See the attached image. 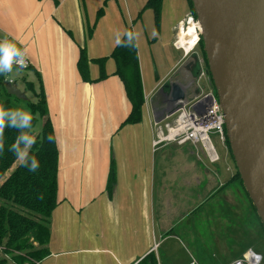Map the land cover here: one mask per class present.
<instances>
[{
  "label": "crops",
  "instance_id": "1",
  "mask_svg": "<svg viewBox=\"0 0 264 264\" xmlns=\"http://www.w3.org/2000/svg\"><path fill=\"white\" fill-rule=\"evenodd\" d=\"M145 2L0 0V40L26 52L27 69L36 77L29 82L42 84L58 149V204L43 264H137L150 252L158 264H197L192 253L200 257L203 242L181 222L184 210L196 214L201 208L251 219L235 224L231 245L215 234L220 256L214 264H233L249 250L264 256V232L234 178L227 145L220 143L212 162L200 145L163 138L180 119L170 102L172 83L186 102L214 88L200 48L184 54L173 46L177 25L190 13L188 1L162 0L157 26L150 8L137 20ZM127 26L139 33L144 102L137 123H124L131 104L113 74V59L105 61L102 80H96L95 62L87 82L77 69L81 47L89 59L108 56L115 33ZM27 82L16 86L26 93Z\"/></svg>",
  "mask_w": 264,
  "mask_h": 264
},
{
  "label": "trees",
  "instance_id": "2",
  "mask_svg": "<svg viewBox=\"0 0 264 264\" xmlns=\"http://www.w3.org/2000/svg\"><path fill=\"white\" fill-rule=\"evenodd\" d=\"M187 1L190 12L196 18L191 0ZM161 4L162 0H146L137 15V20L141 18L143 9L150 8L157 26L160 20ZM98 13H102L101 9ZM126 29L133 31L131 26H127ZM198 46L206 65L201 39ZM108 57L115 63L113 74L121 80L126 97L131 104V110L124 123H137L141 119L144 102L137 47L115 44L108 56L94 59H89L85 49L81 47L77 60L81 79L86 82L90 80V62L99 65L100 72L96 80L106 78L104 63ZM207 75L212 84L208 72ZM3 80L4 74H0V105L5 109H14L10 96L18 98L6 92ZM26 88L35 97V101L29 103V108L33 116L32 135L35 136L36 142L32 145L29 155L36 156L39 168L35 172H30L27 167L20 164L15 153L9 150L19 133L14 128L6 127L4 147L0 150V249L7 257H0V264H43V260L49 254L50 217L58 204L56 189L58 149L55 137L52 142L47 139L49 135L54 136V131L46 111L42 84L39 81L35 86L32 82H27ZM38 119L41 120L42 126L39 131H35ZM225 142L228 147L226 138ZM234 178L240 180L237 171ZM261 227L264 232L262 224ZM137 264L158 263L155 254L150 252Z\"/></svg>",
  "mask_w": 264,
  "mask_h": 264
},
{
  "label": "water",
  "instance_id": "3",
  "mask_svg": "<svg viewBox=\"0 0 264 264\" xmlns=\"http://www.w3.org/2000/svg\"><path fill=\"white\" fill-rule=\"evenodd\" d=\"M228 150L264 227V0H191ZM6 92L27 99L16 84ZM175 110L188 103L172 83Z\"/></svg>",
  "mask_w": 264,
  "mask_h": 264
},
{
  "label": "built area",
  "instance_id": "4",
  "mask_svg": "<svg viewBox=\"0 0 264 264\" xmlns=\"http://www.w3.org/2000/svg\"><path fill=\"white\" fill-rule=\"evenodd\" d=\"M190 23L196 27V30L194 29L196 38L192 37L194 43L186 49L185 45H188L187 42L189 40L184 39L183 41L182 32L184 29H188V24ZM199 33L200 26L194 15L190 12L177 25L173 46L180 49L184 54H187L198 47L200 40ZM185 41L186 43H183ZM21 51L25 53V60L27 64V67L23 69H27L30 62L27 58L26 52L23 49H21ZM13 66L18 67L15 64ZM9 82H12V80H9ZM176 112L179 114L180 119L176 120V126L170 127L163 138L178 143L188 141L194 145H200L210 161H217L219 159V155L212 142L211 135H215L218 140L224 144L225 130L224 115L214 91L208 90L203 92L193 98L189 104L179 107ZM157 142H159V139ZM0 253H3L1 249ZM262 263V255L249 250L242 257L236 259L233 264Z\"/></svg>",
  "mask_w": 264,
  "mask_h": 264
},
{
  "label": "rangeland",
  "instance_id": "5",
  "mask_svg": "<svg viewBox=\"0 0 264 264\" xmlns=\"http://www.w3.org/2000/svg\"><path fill=\"white\" fill-rule=\"evenodd\" d=\"M198 48H200V47L198 46ZM4 78H6V79L11 78L12 80L15 81L14 84H17L19 87H23V85L25 84L24 79H26V81H28V82L29 81H36V77L34 76L33 72L30 69H18V67H15V66H13L12 73H9L6 75L4 74ZM4 85H5V83H4ZM214 93H215V91H214ZM24 94L27 97V99H20V98L15 99L12 96H10V98L12 100L11 103L13 104L14 108H20V109L26 110L30 113L29 103L34 102L35 97L28 90ZM41 126H42V122L40 119H38V122L35 126V131H39L41 129ZM211 138H212V142H213L216 150L217 151H218V149L220 150L221 149V145H220L221 142L218 140V138L215 135H211ZM230 164H231L232 171H235L236 168H235V165H234V162L232 159H230ZM228 175H229V173H228ZM205 206L209 207L208 205H205ZM201 211H198L196 214H192V213H190V211L186 212V210H184L182 215L184 213H186V215H185L184 219L182 220L181 225H185V224L189 225V228H190L189 233L192 234V231L197 232L199 234V235L197 234V237H199V240L201 242H203V244H201V246H200L203 250V251H201L200 257L196 251L195 252L193 251V253H192V250L189 249L190 252L193 254L194 260L197 262V264H214L216 262V259H219V256H220V252L217 249V239H215L216 238L215 234L220 233L221 236H218L217 238L221 239V241L226 240V243L228 245H231L232 242L230 240V237H231V234L234 230L235 224L239 225V222H243L244 220H246L247 222H250L251 219H248L246 217L244 219L242 218L243 221H241L240 218H238V219H236L234 217L223 218V217H219L218 215L207 213L204 211L203 208H201ZM222 215H225V214H222ZM193 216L195 219L193 220V222H190V220L192 219ZM189 222H190V224H189ZM261 229H262V227H261ZM262 231H263V229H262ZM256 244L259 245L260 241H258ZM261 249H262V252L264 254V243H262ZM0 257L6 258L7 256H5L3 253H0ZM262 264H264V258H263Z\"/></svg>",
  "mask_w": 264,
  "mask_h": 264
},
{
  "label": "clouds",
  "instance_id": "6",
  "mask_svg": "<svg viewBox=\"0 0 264 264\" xmlns=\"http://www.w3.org/2000/svg\"><path fill=\"white\" fill-rule=\"evenodd\" d=\"M124 37V39H122ZM139 33L124 30L115 33V43L118 46L133 47L139 46ZM18 69L27 67L25 53L18 49L14 43L7 38L0 40V74H9L13 71V65ZM33 116L26 110L20 108L5 109L0 105V150L4 147V129L14 128L19 133L15 142L11 145L10 151L14 152L18 161L30 172H35L39 168V161L35 155H29L32 145L36 142L32 135ZM49 142L54 140L53 135L47 137Z\"/></svg>",
  "mask_w": 264,
  "mask_h": 264
},
{
  "label": "bare ground",
  "instance_id": "7",
  "mask_svg": "<svg viewBox=\"0 0 264 264\" xmlns=\"http://www.w3.org/2000/svg\"><path fill=\"white\" fill-rule=\"evenodd\" d=\"M194 29L196 30V27L190 23V24H188V29H187V30L184 29L183 32H182L183 41H184V39H185V40H186V39L189 40V41L187 42L188 45H185L186 49H188L189 46L192 45V44L194 43L193 40H192V39H193L192 37L196 38L195 33H194ZM183 43H186V41L183 42ZM29 66H30V65H29ZM10 83H12V82H10ZM214 91H215V90H214ZM188 103H189V102H188ZM188 103H187V104H188ZM184 105H185V104H184ZM224 130H225V129H224ZM225 138H226V135H225ZM224 144H226V142H225Z\"/></svg>",
  "mask_w": 264,
  "mask_h": 264
}]
</instances>
